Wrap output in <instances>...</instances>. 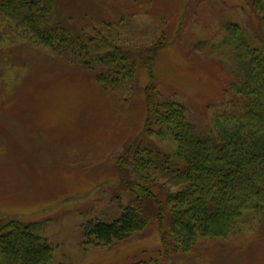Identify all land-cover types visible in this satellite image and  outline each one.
Wrapping results in <instances>:
<instances>
[{
    "label": "rangeland",
    "instance_id": "rangeland-1",
    "mask_svg": "<svg viewBox=\"0 0 264 264\" xmlns=\"http://www.w3.org/2000/svg\"><path fill=\"white\" fill-rule=\"evenodd\" d=\"M57 5L65 22L78 30L106 20L115 22V29L125 26L122 34L132 46L162 38L173 26L171 11L178 15L177 29L184 31L175 34L172 28L170 38L160 39L152 73L138 67L123 104V92L104 91L82 65L15 35L7 25L0 29L5 37L0 45V216L33 225L53 248L51 264H167L156 207L150 217L146 210L149 223L142 234L110 248L86 243L82 228L91 218L111 221L120 214L119 204H132L111 161L142 129L148 87L162 94L159 99L186 104L188 115L200 121L196 124L210 120L223 86L234 76L225 55L210 53L209 45L230 23L253 29L246 22L252 8L248 0H58ZM197 41L209 42L204 46L209 52L201 44L193 47ZM221 241L211 250L209 243L197 245L195 264H264V211L244 212L235 234ZM189 256L175 254L171 264Z\"/></svg>",
    "mask_w": 264,
    "mask_h": 264
},
{
    "label": "trees",
    "instance_id": "trees-1",
    "mask_svg": "<svg viewBox=\"0 0 264 264\" xmlns=\"http://www.w3.org/2000/svg\"><path fill=\"white\" fill-rule=\"evenodd\" d=\"M248 1L252 13L246 22L253 29L230 23L212 45L192 44L225 55L233 68V81L223 86V97L216 100L219 106L207 123L196 124L200 121L188 115L186 104L159 99L162 94L156 88H147L143 127L111 161L126 182L132 204H119L120 214L111 221L89 219L82 228L86 243L110 248L132 240L146 230L156 207L167 264L175 254H190L179 263L195 264L197 245L218 248L221 240L235 234L244 212L263 213L264 0ZM57 4L0 0V29L7 25L15 35L82 65L104 91L123 92V104L133 92L138 67L144 65L151 74L160 39L170 38L172 28L179 32L178 15L168 11L173 26L162 38L149 46H132L122 34L125 26L115 29V22L106 20L78 30L60 16ZM188 15L192 19L195 13ZM4 39L0 31V45ZM52 262V246L33 225L0 216V264Z\"/></svg>",
    "mask_w": 264,
    "mask_h": 264
}]
</instances>
